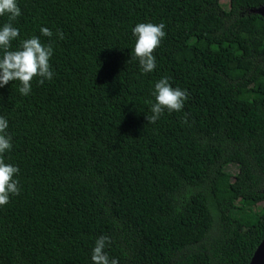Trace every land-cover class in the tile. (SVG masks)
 Returning <instances> with one entry per match:
<instances>
[{
	"label": "trees",
	"instance_id": "trees-1",
	"mask_svg": "<svg viewBox=\"0 0 264 264\" xmlns=\"http://www.w3.org/2000/svg\"><path fill=\"white\" fill-rule=\"evenodd\" d=\"M222 1L18 0L12 50L51 43L54 77L27 97L18 81L0 88L3 158L20 169L0 264H92L102 235L117 264H251L264 241V16L252 13L264 0ZM140 22L165 25L151 73L132 53ZM163 76L188 99L151 124Z\"/></svg>",
	"mask_w": 264,
	"mask_h": 264
},
{
	"label": "clouds",
	"instance_id": "clouds-1",
	"mask_svg": "<svg viewBox=\"0 0 264 264\" xmlns=\"http://www.w3.org/2000/svg\"><path fill=\"white\" fill-rule=\"evenodd\" d=\"M22 15L18 0H0V17H7L6 23L0 25V88L10 82L18 81V91L21 96L27 97L32 93V82L43 84L51 81L54 70L50 63L54 55L51 43L42 42L40 36L20 40L19 46L12 50V41L20 36L19 28L13 22ZM163 23L140 22L131 29L135 38L132 53L138 60L143 73H151L157 68L155 50L160 46L166 36ZM41 36L51 38L53 32L47 27L40 28ZM61 39L63 33H56ZM153 100L150 101V114H145L146 120L154 124L165 111L180 112L188 99L186 89L173 87L167 76L161 77L154 83L151 92ZM9 121L0 116V207L10 203L13 196L20 194L18 175L20 169L17 165L6 162L4 155L12 150V136L8 133ZM110 245L108 236L96 238L91 249L92 264H117L110 259L106 248Z\"/></svg>",
	"mask_w": 264,
	"mask_h": 264
},
{
	"label": "water",
	"instance_id": "water-1",
	"mask_svg": "<svg viewBox=\"0 0 264 264\" xmlns=\"http://www.w3.org/2000/svg\"><path fill=\"white\" fill-rule=\"evenodd\" d=\"M252 13L264 16V7L253 10ZM251 264H264V241L256 251Z\"/></svg>",
	"mask_w": 264,
	"mask_h": 264
},
{
	"label": "rangeland",
	"instance_id": "rangeland-1",
	"mask_svg": "<svg viewBox=\"0 0 264 264\" xmlns=\"http://www.w3.org/2000/svg\"><path fill=\"white\" fill-rule=\"evenodd\" d=\"M222 5H223V7H224V9H229V7H230V5H229V0H223L222 1ZM226 171H227V173L229 174V175H231L232 177H234L235 175H237L238 174V172H239V169H238V166L237 165H230L227 169H226ZM261 209V207H259V208H257L256 210L258 211V210H260Z\"/></svg>",
	"mask_w": 264,
	"mask_h": 264
}]
</instances>
